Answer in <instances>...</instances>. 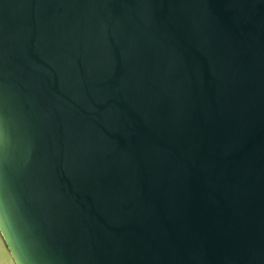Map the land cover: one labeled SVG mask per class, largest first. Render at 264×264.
<instances>
[{"label":"water","instance_id":"obj_1","mask_svg":"<svg viewBox=\"0 0 264 264\" xmlns=\"http://www.w3.org/2000/svg\"><path fill=\"white\" fill-rule=\"evenodd\" d=\"M0 206L34 264H264V0H0Z\"/></svg>","mask_w":264,"mask_h":264},{"label":"clouds","instance_id":"obj_2","mask_svg":"<svg viewBox=\"0 0 264 264\" xmlns=\"http://www.w3.org/2000/svg\"><path fill=\"white\" fill-rule=\"evenodd\" d=\"M0 238L5 242L11 255L9 264H34L25 238L17 229L11 214L2 206H0Z\"/></svg>","mask_w":264,"mask_h":264},{"label":"crops","instance_id":"obj_3","mask_svg":"<svg viewBox=\"0 0 264 264\" xmlns=\"http://www.w3.org/2000/svg\"><path fill=\"white\" fill-rule=\"evenodd\" d=\"M11 255L8 252L7 246L2 238H0V264H9Z\"/></svg>","mask_w":264,"mask_h":264}]
</instances>
